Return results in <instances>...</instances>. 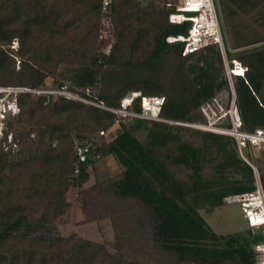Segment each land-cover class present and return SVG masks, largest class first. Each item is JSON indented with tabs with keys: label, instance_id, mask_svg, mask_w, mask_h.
Segmentation results:
<instances>
[{
	"label": "trees",
	"instance_id": "1",
	"mask_svg": "<svg viewBox=\"0 0 264 264\" xmlns=\"http://www.w3.org/2000/svg\"><path fill=\"white\" fill-rule=\"evenodd\" d=\"M178 1L150 0L144 6L140 0H115L118 39L105 55L97 52L103 0H0V84L66 86L104 105L57 93L19 95L20 112L7 118V131L15 135L19 149L5 150L0 142V264H135L121 246L111 249L84 238L68 239L56 225L70 207V188L82 187L91 168L107 155L124 171L107 186L106 196L117 206L132 202L143 209L131 226L144 230L149 225L166 264L255 260L254 245L262 238L257 229L218 233L199 211L201 206L224 205L229 194L255 189L254 169L240 155L235 138L198 130L202 144L194 145L183 140L181 126L110 109L121 108L130 92H139L128 106L134 112L141 111L142 97L164 95L160 115L171 120L205 121L201 106L214 97L229 105L231 89L220 46L184 55V43L166 40L191 27V21H169ZM217 4L227 57L248 66L245 75L238 68L240 75L233 77L243 128L264 129V0ZM238 27L244 29L243 37ZM15 39L22 58L17 70L9 49ZM104 59L108 69L99 94ZM57 70L59 77L48 85L47 78ZM223 92L228 94L219 95ZM116 123L121 132L110 139L108 131ZM141 129L147 131L149 144L138 137ZM174 140L179 142L178 154L159 151ZM78 144L89 146L85 160L78 155ZM169 161L191 169L190 178L178 179ZM117 220L115 228L120 229Z\"/></svg>",
	"mask_w": 264,
	"mask_h": 264
},
{
	"label": "rangeland",
	"instance_id": "2",
	"mask_svg": "<svg viewBox=\"0 0 264 264\" xmlns=\"http://www.w3.org/2000/svg\"><path fill=\"white\" fill-rule=\"evenodd\" d=\"M153 1H156V3L162 2V0ZM149 2L150 0H140V3L144 6H147ZM102 4L97 52H103L105 55H110L116 46L118 39L115 0H103ZM245 30L252 32V26H247ZM244 35V29L238 27L239 38ZM15 41L18 40L15 39ZM13 45L12 42L9 49L14 53L15 67L17 70L21 66L22 58L20 54H18L19 42L16 46ZM106 62L107 60L105 61L104 59L103 65L99 68L97 82V91L99 94L102 92L106 80L108 69V64ZM57 71L56 74L50 75L47 78L46 83L48 85L54 84L55 79L59 77L58 73L61 72V70ZM233 80L236 79L233 78ZM46 90L55 89L48 88ZM133 93L134 92H130L129 96L131 97ZM226 94L228 93L223 92L219 95L225 97ZM168 123L183 128L181 132L183 140L190 141L194 145L202 144L201 136L196 132L199 129L179 125L172 123L171 121ZM120 132V123H116L108 131V137L110 139L114 138ZM137 135L142 141L149 144V138L145 129L137 131ZM15 140L17 141V139ZM178 145V141H170L167 146L160 148L159 151L162 154L175 155L179 153ZM3 147L5 150L15 152L19 149V142L17 141V146L11 144L9 147ZM243 152L250 161V165L253 167L255 175L260 176L264 185V144L256 146L247 145ZM168 167L171 173L180 180H188L192 173L191 169H188L184 165H175L171 161L168 162ZM209 170L210 169L207 168V176ZM123 171L124 167L120 165L118 160L112 155H107L102 157L95 167L91 168L90 179L82 187H71L67 193V199L71 203L70 207L56 220L59 234L68 239L84 238L92 240L100 244L108 245L111 249L121 246V248L127 251L132 259H134L135 264H166V262L162 260L163 255L156 250L152 232L149 230V225H147V228L144 230L134 228V225L131 226L132 223L137 220V217H140L143 214V209H140L136 206V203L132 202H130V205L124 204L123 202V204L117 206L114 200L106 196V193H108L107 186L118 181L123 176ZM199 211L218 233L226 234L237 232L244 226V224H246L240 205L237 203H225L224 205L217 207L201 206L199 207ZM119 215L121 218L117 220V216ZM133 217L136 220L133 219ZM116 220L121 223L120 229L115 228ZM123 225H127L133 233L131 231V233L128 232V230L124 231L125 228ZM245 229H247V226L244 229L242 228V230ZM117 235L124 237V241L118 239ZM118 242L120 243L117 244ZM167 262H169V260Z\"/></svg>",
	"mask_w": 264,
	"mask_h": 264
},
{
	"label": "built area",
	"instance_id": "3",
	"mask_svg": "<svg viewBox=\"0 0 264 264\" xmlns=\"http://www.w3.org/2000/svg\"><path fill=\"white\" fill-rule=\"evenodd\" d=\"M169 21L177 24L191 21V27L187 33L170 34L166 37L168 43H184V55L195 53L209 45L217 44L220 46L231 89L229 105L226 106L219 97H214L201 106V112L206 118L205 121L168 120L160 115L165 103L164 95L142 97L141 111L134 112L128 109L135 97V93H133L128 103L124 102L127 97L122 100L121 108L110 109L122 116L131 115L156 121H171L194 129L232 136L237 142L242 157L251 164L243 150L247 145L264 144V129L258 128L255 131H247L243 128L244 123L237 103L233 77L240 75L238 68L243 69L241 75H245L248 66L237 59L229 60L227 57L221 13L217 0H179L175 10L169 14ZM13 44L16 46L18 41L14 40ZM25 92L57 93L104 107L102 103L86 99L69 91L66 86L55 90H46L0 84V142L5 147H9L11 144L17 146L15 135L7 131V118L20 112L18 99L19 95ZM226 120L229 121V124L225 123ZM76 149L80 159L85 160L89 146L78 144ZM254 178L255 189L244 193L229 194L224 200L226 203L239 204L247 226L257 229L262 235V238L254 245L255 260L251 264H264V185L260 176L255 175V172Z\"/></svg>",
	"mask_w": 264,
	"mask_h": 264
},
{
	"label": "bare ground",
	"instance_id": "4",
	"mask_svg": "<svg viewBox=\"0 0 264 264\" xmlns=\"http://www.w3.org/2000/svg\"><path fill=\"white\" fill-rule=\"evenodd\" d=\"M136 95H139V93L138 92H136L135 94H134V96H136ZM130 101V96L129 97H127V99L124 101L125 103H128Z\"/></svg>",
	"mask_w": 264,
	"mask_h": 264
},
{
	"label": "crops",
	"instance_id": "5",
	"mask_svg": "<svg viewBox=\"0 0 264 264\" xmlns=\"http://www.w3.org/2000/svg\"><path fill=\"white\" fill-rule=\"evenodd\" d=\"M243 218H244V216H243ZM246 226H247V224H244V226L242 228L244 229V228H246ZM242 228L240 230H242ZM247 228H248V226H247ZM240 230H238V231H240Z\"/></svg>",
	"mask_w": 264,
	"mask_h": 264
}]
</instances>
